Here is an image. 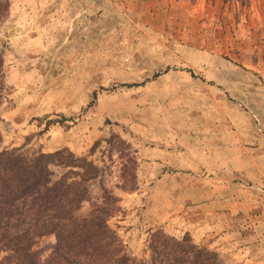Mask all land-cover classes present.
Listing matches in <instances>:
<instances>
[{
    "label": "crops",
    "instance_id": "1",
    "mask_svg": "<svg viewBox=\"0 0 264 264\" xmlns=\"http://www.w3.org/2000/svg\"><path fill=\"white\" fill-rule=\"evenodd\" d=\"M9 1L8 15L1 23L4 40L0 36V46L5 44V82L15 88L12 105L3 108V115L11 125L19 128L28 126L18 122L25 118V122H29L39 115L34 107H28L37 102L34 94L31 95L32 88L51 86L52 80L64 87L79 84L77 60L70 57L71 52L67 62H62L66 65V74L63 71L59 73L51 66L52 62L43 59L60 49L51 46L53 25L69 18L68 36L82 40L83 37L88 38L85 33L90 32V27L93 28L103 17L114 20L124 5L143 6L142 13L131 21L137 26L150 27L158 18L151 5L157 3L159 8H163L170 3L168 0H70V4L67 0ZM104 6L113 9L108 10ZM183 35L182 32L179 35L151 28L103 31L105 45L100 49L104 50L105 58L101 57L97 63H103L106 70L113 71L106 85L129 81L139 84L132 89L122 88L111 97L116 107L125 97H131L130 101L135 104V121L132 120L129 130L137 135L140 142L135 150L138 157L137 184H150L144 214L148 212L155 223L165 219L160 215H178L186 226L185 230L194 236L210 231L218 241L223 237L227 239L217 243L231 251L234 259L242 264H264V205L249 190L246 185L249 181L245 180L253 177L259 181L256 183L264 186V138L253 131L251 115L245 110L237 111L235 117L224 112H218V116L204 110L193 113L186 107L179 113L163 109L157 114L150 110L154 114L149 119L143 115L145 106L142 103L165 100L166 103L176 101L183 106L194 96L201 103L223 102L227 95H231L226 89L227 84L233 82L238 85L234 93L240 100L246 101L252 94L253 79L247 71L249 66L231 63L217 50L189 47L183 41L174 40ZM122 39L126 42L123 43ZM82 47L84 54L90 52L91 47ZM125 51L129 56L130 72L122 67L121 53ZM84 59L80 64L83 70L89 68L84 72V78L90 82L92 60ZM163 95L165 99L158 98ZM71 100L75 101L73 93ZM261 108V113H264V107ZM113 113L109 108L105 112L103 110V123L110 119V114L115 121H127V115L119 118ZM227 118L229 120L224 124L223 120ZM109 129L103 124V136ZM73 133L68 129L54 134L48 144L50 152L67 147L73 152L85 153L86 148H79L80 138L76 141ZM259 207L262 211L259 209L261 213L257 217L262 221L257 220L255 224L250 217L245 220Z\"/></svg>",
    "mask_w": 264,
    "mask_h": 264
},
{
    "label": "rangeland",
    "instance_id": "2",
    "mask_svg": "<svg viewBox=\"0 0 264 264\" xmlns=\"http://www.w3.org/2000/svg\"><path fill=\"white\" fill-rule=\"evenodd\" d=\"M67 1L69 4L71 3L70 0ZM168 2H170L167 3L168 6L166 5L163 8H159L157 3L151 5V10L157 11L158 18L154 20L150 27L133 24L131 19L138 17V14H141L144 10L143 6L136 7L135 5L130 7L124 5L123 8H120V12L118 11L120 15H117L112 21L103 17L93 28L90 27V32L85 33L87 39L83 37L82 40H76L68 36L69 18L65 22L53 25L52 30L54 32L51 46L53 49L60 47L58 49L60 52L54 50L52 54H47L43 59L48 60V63L52 62L51 66L56 68L59 73L63 71L66 74V65L62 62H67L66 60L71 52L70 57L77 60L76 71L80 77L77 81L79 84L75 87H64L57 85V82L55 84V81L52 80L51 86L32 88L30 90L31 95L34 94L37 102L29 104L28 107H34L35 113L39 115L32 117L29 122H25L26 118L22 122H18V124L26 123V126L32 128L28 129V127L19 128L11 125V122L3 115V108L12 105L13 100L11 98L15 88L14 85L5 82V91L0 103L1 147L19 148L21 152L28 154L39 151L50 152L48 144L51 137L54 134L72 129L76 141L80 138L77 143L79 148H86V152L82 154L78 150L76 152L72 151L75 155H88L95 143H97V146L90 158L98 159V157H101V152H103V159L99 164L103 166L104 186L111 189L113 195L119 199L115 205L117 210L114 216L110 218L109 224L116 229L117 235L128 253L138 257L142 256L151 232L161 228L166 234L177 238L188 234L195 244L207 246L216 251L224 264H242L234 259L231 251L222 248L217 243L226 241L227 239L224 237L218 241L210 231L205 232L202 236H194V234L185 230L186 226H184L178 215H160L161 218L164 217L165 219L160 218L161 221L155 223L148 212L144 214L149 198V183L141 185L138 183L137 188L132 191H124L115 187V184L121 180L120 169L122 165L133 166L135 162L137 164L138 157L135 150L140 142L137 140V135L129 130L130 123L132 120L135 121L133 115H136L135 104L130 101L131 97H125L119 103L120 105L116 107L111 96L118 90H122V88L132 89L133 86L139 84L129 81L106 85L113 71L106 70L103 63L100 65L97 63L101 57L105 58V55H103L104 50L100 49L105 45L103 31L147 30L151 28L167 30L179 35L182 32L184 33L183 37L178 36L174 38L175 41H183L189 47L214 49L221 57L231 63L242 67L243 64H246V66H249L247 71L252 74L253 79L252 94L245 99L246 101L240 100L237 94L234 93L238 89V85L233 82L227 84L226 89L231 95H227L228 98L223 99V102L201 103L200 99H196L194 96L187 105L182 104L183 106H180L181 103H175L176 101L166 103L165 100L152 104L142 103V106H145L143 115L149 119L154 114L151 111H156L159 114L163 112V109L164 111L169 109V111L179 113V110L186 107L188 108L187 111L193 113L204 110L205 113H216L218 116V112H224L230 117H235L237 111L245 110L251 115L253 131H256L259 135L261 134L264 138V113H261V107H264V0H168ZM104 8L113 9L111 6H104ZM261 12H263L262 15H260ZM98 29L102 30L99 31ZM185 34L187 35L185 36ZM0 36L2 39L4 38L1 34V23ZM85 40L87 44H85ZM122 42L125 43L126 40L122 39ZM82 46L91 47L90 52L86 51V54H84V47ZM4 47L5 44L3 43L0 48L4 50ZM71 48L74 51H71ZM122 54L123 70L130 72L128 53L125 51ZM84 58L89 59V61L92 60V65H90L92 79L90 82L87 78H84V72L89 68L83 70V66L80 64L85 60ZM48 72L53 74L50 70ZM72 93L74 94V102L71 100ZM158 98L165 99L164 95ZM108 108L114 112V116L117 115L119 118L127 115V121H122V123L115 121L113 115L110 114V119H105L103 123V110L105 112ZM147 111L149 112L148 115ZM262 116L263 119H261ZM227 120L229 118L223 120V123L226 124ZM234 121L237 122V119ZM103 124L110 128L105 136H103ZM113 135L117 137L113 138ZM131 159L132 162L129 163L128 160ZM247 178H250V176H247ZM251 178L255 180L253 177ZM252 179H245L249 181L246 182V185L250 187L249 190L256 194L258 200L264 205V186L256 183L259 181H253ZM241 181L243 182V180ZM90 189L94 195L99 193L97 180L90 182ZM87 207L88 203L84 205L83 211H86ZM260 208L262 207L250 212L245 220L250 217L255 224H257V220L262 221V218L257 217L258 213L262 211ZM139 211L142 212L141 216ZM53 241L54 237L50 235L38 238L35 242V249H41L43 254H47L49 252L48 245L52 244ZM4 255L2 253L0 259Z\"/></svg>",
    "mask_w": 264,
    "mask_h": 264
},
{
    "label": "trees",
    "instance_id": "3",
    "mask_svg": "<svg viewBox=\"0 0 264 264\" xmlns=\"http://www.w3.org/2000/svg\"><path fill=\"white\" fill-rule=\"evenodd\" d=\"M10 1L0 0V23ZM0 48V103L5 91V63ZM113 135V138H116ZM77 156L68 148L23 153L1 147L0 264H224L216 251L195 244L188 234L177 238L161 228L149 235L143 255L125 249L109 220L119 199L104 186L103 159ZM129 163L132 162L128 160ZM137 164H123L116 188H137ZM97 180L99 193L90 182ZM88 203V209L83 211ZM53 236L49 252L35 249L38 238Z\"/></svg>",
    "mask_w": 264,
    "mask_h": 264
}]
</instances>
